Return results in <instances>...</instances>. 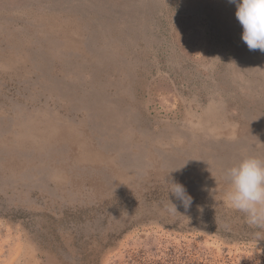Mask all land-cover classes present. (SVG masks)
<instances>
[{"label": "rangeland", "instance_id": "obj_1", "mask_svg": "<svg viewBox=\"0 0 264 264\" xmlns=\"http://www.w3.org/2000/svg\"><path fill=\"white\" fill-rule=\"evenodd\" d=\"M235 12L0 0V264H264L224 201L226 169L264 160V53Z\"/></svg>", "mask_w": 264, "mask_h": 264}, {"label": "clouds", "instance_id": "obj_2", "mask_svg": "<svg viewBox=\"0 0 264 264\" xmlns=\"http://www.w3.org/2000/svg\"><path fill=\"white\" fill-rule=\"evenodd\" d=\"M236 4L235 16L243 28L242 40L249 50L264 53V0H230ZM228 190L224 193L227 207L244 214L246 222L264 229V160L255 156L242 158L225 171ZM171 193L184 207L190 208L193 200L179 183L170 182ZM172 205L171 211L177 212ZM257 240L260 236L257 235Z\"/></svg>", "mask_w": 264, "mask_h": 264}, {"label": "bare ground", "instance_id": "obj_3", "mask_svg": "<svg viewBox=\"0 0 264 264\" xmlns=\"http://www.w3.org/2000/svg\"><path fill=\"white\" fill-rule=\"evenodd\" d=\"M58 84L52 85V88H54V86H57ZM59 87V86H58Z\"/></svg>", "mask_w": 264, "mask_h": 264}]
</instances>
